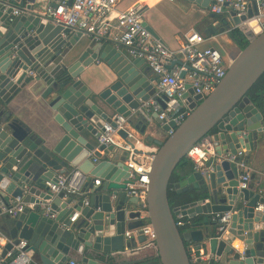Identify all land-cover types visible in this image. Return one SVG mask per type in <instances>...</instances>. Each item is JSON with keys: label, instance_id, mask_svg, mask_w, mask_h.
I'll list each match as a JSON object with an SVG mask.
<instances>
[{"label": "water", "instance_id": "water-1", "mask_svg": "<svg viewBox=\"0 0 264 264\" xmlns=\"http://www.w3.org/2000/svg\"><path fill=\"white\" fill-rule=\"evenodd\" d=\"M190 1L209 10L216 3ZM52 7L56 3L49 0H0V106L36 77L47 86L42 98L60 126L46 139L18 118L0 115V199L6 204L20 199L25 205L16 216H5L1 229L7 241L0 245V264H10L9 253L16 252L22 239L41 264H70L74 258L77 264H134L126 258L127 250L143 243L145 236L128 238L125 233L147 220L156 232L160 264H193L188 242L195 251H209L210 261L204 264H264V210L258 209L264 203V188L256 189L251 183V172L248 187L241 188L244 171L239 166L243 156L264 139V116L247 95L264 73V24L249 22L256 33L229 62L225 76L209 95L194 94L187 83L185 96L192 111L175 126L174 121L165 123L157 112L144 108L155 96L163 108L167 100L164 94L156 95L159 79L146 72L151 68L144 59L130 57L122 49L128 47L119 40L57 21L47 11ZM15 10L19 13L13 14ZM226 11L225 6L222 12L209 14L214 21L207 26L209 36L231 28ZM258 11L254 1L241 17L234 10L230 15L239 25ZM100 62L109 71L94 73L96 88H92L84 73ZM184 76L182 71L180 77ZM117 115L129 124L138 119L135 128L140 133L152 123L166 131L176 127L164 141L146 136L158 148L149 173L145 219L141 218L143 205L126 191L131 182L129 152L103 144L100 150L118 153L94 162V156L102 157L95 151L100 130L104 123L115 127ZM119 134L129 141L126 130ZM206 136L215 154L206 162L205 172L194 171L176 184L179 192L197 189L206 196L172 209L168 198L172 174L188 150ZM70 172L86 177L83 199L54 192L47 184L57 183L61 174ZM96 177L102 179L97 186ZM179 211L191 218L202 214L205 223L182 231L174 215ZM76 212L79 218L72 221ZM224 213H230L227 221L222 220ZM205 225L212 228L207 234L193 230ZM237 240L241 245L234 243Z\"/></svg>", "mask_w": 264, "mask_h": 264}, {"label": "built area", "instance_id": "built-area-1", "mask_svg": "<svg viewBox=\"0 0 264 264\" xmlns=\"http://www.w3.org/2000/svg\"><path fill=\"white\" fill-rule=\"evenodd\" d=\"M254 1L258 4V13L241 24L235 25V28H239L244 24L249 26V22L252 20L262 25L264 24V0H216V3L212 4L211 11L220 13L226 6L241 17L246 13L249 4ZM119 2L120 0H55L56 7L48 8L47 11L54 19L66 25L85 29L98 35H105L108 30L105 17L117 9ZM142 12V7L138 5L118 11L117 28L120 34L117 39L128 47L132 56L142 58L147 62L159 79L156 95L161 96L164 94L167 97L166 108H163L156 96L146 101L144 108L151 113L157 112L159 119L165 121V123L174 121L175 126H178L192 111L189 107L191 101L185 96L188 91L187 83L191 84L194 94H201L204 98L220 83L227 72L229 63L220 49L210 45L204 46L207 37L197 31L186 34L177 50L169 49L146 27ZM18 13L19 11L15 10L13 14ZM248 29L252 30L250 27ZM253 35L249 34V37ZM178 56L183 57L187 65L172 70L168 69L166 64ZM182 71L185 72L183 78L180 77ZM30 74L35 76L34 72H30ZM113 121L116 123L115 127L110 123H104L103 129L100 130L97 137V143L99 146L103 144L115 145L129 152L126 163L129 166L131 182L128 183L126 191L128 196L137 198L138 203L143 205L141 218L145 219L148 216L146 199L154 154L143 156L142 153L136 150L135 145L133 146L129 142V139L133 138V134L128 129V122L125 117L117 115L113 117ZM175 128L170 127L167 131L168 135L172 134ZM121 129L128 132L127 139L129 141L121 137L119 134ZM214 154V144L211 138L206 136L188 150L187 157L193 161L195 171L205 172L206 162ZM229 158L233 159L234 157L229 155ZM94 161L96 162L97 158H94ZM239 166L244 171L241 175L240 187L246 188L251 178L250 170L244 160L239 163ZM84 181H86V177L82 176L80 172H70L61 174L57 183L48 182L47 184L54 192L64 191L67 196L74 197L83 192ZM101 181V179H95V185H100ZM24 207L25 205L20 199L17 203L11 201L9 204L0 199L1 212L11 216H16L22 212ZM258 209L264 210V203H259ZM184 216L180 211L178 212L177 225L179 227L184 225L182 221ZM78 217L79 213L76 212L71 220L76 221ZM229 217L230 213H224L222 220L227 221ZM125 235L128 238H137L143 235L145 240L142 244L157 249L156 232L150 222H145L141 227L126 231ZM27 244V240H20L16 246V252L9 253L10 264H41L36 260L32 250L25 249ZM191 250L192 253L196 254V257L193 258L194 261L198 257L203 258L206 253L204 249H200L199 252L195 251L194 246H191ZM70 264L77 263L75 260H71Z\"/></svg>", "mask_w": 264, "mask_h": 264}, {"label": "crops", "instance_id": "crops-1", "mask_svg": "<svg viewBox=\"0 0 264 264\" xmlns=\"http://www.w3.org/2000/svg\"><path fill=\"white\" fill-rule=\"evenodd\" d=\"M49 2L55 3V0H49ZM133 5L142 7L145 24H148V26H150L157 34L156 38L171 50H177L181 46L184 36L192 31L204 34L207 37L204 46L210 45L220 49L228 63L234 60L241 50L229 35V30L235 28V23L231 19L230 9L227 8L224 15L227 20H229L231 28L220 30L218 33L209 36L207 33V26L214 22L209 16L212 11L190 0H120L117 9L105 17V20L108 23V30L105 33L107 37L118 40L117 37L119 36L120 31L117 28V13L119 10L128 9ZM249 27L252 29L251 31L248 29ZM239 28L248 34V37L249 34L256 33L254 30L256 27L248 26V28H245L241 26ZM122 49L126 51L130 57H133L126 47H123ZM177 60L182 63L176 62ZM184 64H186L184 58L178 56L177 58L170 60L166 66L168 69L172 70L176 67H182ZM106 71H109V68L103 62L93 64V66L89 67L84 73V76H86L87 79L86 82L90 87L96 88V83L92 80L91 76H94V73ZM146 72L155 76L152 69H146ZM46 87V84L42 80H38L36 77L33 78V80L9 103H4L0 106V115L3 114L6 116L7 114H10L21 120L41 137L46 139L51 138L54 136V131L59 129L60 126L54 120L53 116L49 114L47 103L42 98V92ZM137 124H139V120L134 118L133 123H128L127 125L128 129L133 134V138L129 140L135 145L136 150L142 153L143 156L153 155L158 148V144L153 140H148L146 136H151L154 140L164 141L168 136V132L163 129L162 125L152 123L144 133H140L135 128ZM95 151L102 154V157L94 156L97 158L96 163H99L103 159H108L118 153L117 151L112 153L108 149L100 150L98 144L95 147ZM243 151L245 152L246 148H244ZM91 155H93V153H91ZM243 160L246 162L253 176L251 183L255 185L256 189L264 188V139L259 140L258 146L253 150L251 149L248 154H245ZM95 179L101 178L96 177ZM85 193L83 185V192H81L80 195L74 196V199H83ZM6 215L8 214L4 212L0 213L1 246L7 241V238L2 234L1 229L5 226ZM200 229L207 234L212 228L209 225H205L202 228H195L193 230ZM234 243L240 244L238 240ZM191 246H194V244L191 243ZM127 252H129V256H126V258L130 261H134V264L137 262H151V260L157 256V250L154 247L144 246L142 243L140 244L138 242L136 246H132ZM192 254L193 258L196 257L195 253ZM210 258L211 254L206 250L205 256L202 258L203 263L199 264L209 263ZM73 260H76V258ZM196 261H198V259Z\"/></svg>", "mask_w": 264, "mask_h": 264}, {"label": "trees", "instance_id": "trees-1", "mask_svg": "<svg viewBox=\"0 0 264 264\" xmlns=\"http://www.w3.org/2000/svg\"><path fill=\"white\" fill-rule=\"evenodd\" d=\"M229 35L241 49H244L249 42L248 35L241 28L230 29ZM247 95L250 98L251 102L259 108V110L262 112L264 116V73L259 77V79L254 83V85L249 89V91L247 92ZM194 171L195 170H194L193 161L186 156L180 161L175 171L173 172L172 177L170 179L169 187H168V198H169V203L172 209L176 207H180L185 204L198 201L206 196L204 192L197 190V189H189L184 192H179L178 189L176 188V184L178 182L184 180L188 175H190ZM174 215L177 220L178 212H174ZM204 217L205 216L202 214H199L192 218L184 216L182 218L184 225L180 226V230L185 231L186 229L192 227L195 224L205 223ZM146 222L149 223L148 220ZM186 245L188 248L189 255L193 261L191 242L186 243ZM153 260L157 261V263L155 264H160L157 256H155ZM199 263L200 262L198 261L193 262V264H199ZM136 264H148V263L138 262Z\"/></svg>", "mask_w": 264, "mask_h": 264}]
</instances>
